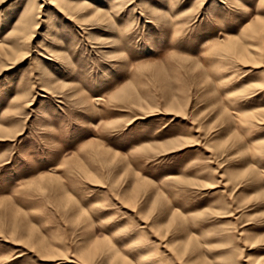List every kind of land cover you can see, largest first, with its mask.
I'll return each mask as SVG.
<instances>
[{
  "label": "rangeland",
  "instance_id": "374dc122",
  "mask_svg": "<svg viewBox=\"0 0 264 264\" xmlns=\"http://www.w3.org/2000/svg\"><path fill=\"white\" fill-rule=\"evenodd\" d=\"M0 264H264V0H3Z\"/></svg>",
  "mask_w": 264,
  "mask_h": 264
},
{
  "label": "bare ground",
  "instance_id": "6f19581e",
  "mask_svg": "<svg viewBox=\"0 0 264 264\" xmlns=\"http://www.w3.org/2000/svg\"><path fill=\"white\" fill-rule=\"evenodd\" d=\"M18 24H19V23H18V22H16V23H15V26H17Z\"/></svg>",
  "mask_w": 264,
  "mask_h": 264
},
{
  "label": "snow or ice",
  "instance_id": "6c2138e0",
  "mask_svg": "<svg viewBox=\"0 0 264 264\" xmlns=\"http://www.w3.org/2000/svg\"><path fill=\"white\" fill-rule=\"evenodd\" d=\"M3 2V0H0V3H2Z\"/></svg>",
  "mask_w": 264,
  "mask_h": 264
}]
</instances>
